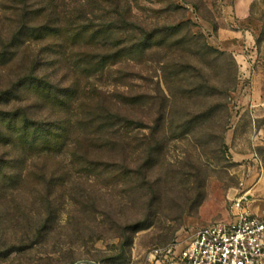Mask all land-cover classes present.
I'll use <instances>...</instances> for the list:
<instances>
[{"label": "rangeland", "instance_id": "1", "mask_svg": "<svg viewBox=\"0 0 264 264\" xmlns=\"http://www.w3.org/2000/svg\"><path fill=\"white\" fill-rule=\"evenodd\" d=\"M118 1L130 8L128 20L147 32L183 22L189 29L157 40L141 59L124 56L87 75L64 65L66 54L83 43L32 36L53 10L62 13L60 0H0V161L15 200L10 207L36 210L51 196L58 215L41 246L1 257L0 264H147L152 249L184 247L200 228L229 221L232 200L243 194H253L245 208L264 214V0ZM65 5L75 14L89 10L83 1ZM57 13L51 22L63 26ZM33 61L40 64L38 77L63 92L79 89L80 100L69 109L52 107L26 82L18 85ZM97 92L105 95L104 108L139 126L126 130L137 145L95 150L96 168H84L70 145L77 137L85 147L86 137L73 127L62 153H39L29 139H18L24 117L57 128L79 117L82 97ZM138 95L149 103L124 104ZM195 116L202 117L199 125L181 128ZM133 225L139 229L127 233L125 259L114 261L121 229Z\"/></svg>", "mask_w": 264, "mask_h": 264}, {"label": "trees", "instance_id": "2", "mask_svg": "<svg viewBox=\"0 0 264 264\" xmlns=\"http://www.w3.org/2000/svg\"><path fill=\"white\" fill-rule=\"evenodd\" d=\"M83 1L85 6L89 7L88 11L82 10L78 14L75 12H68L65 5V0H60L61 12L57 13L53 10L48 15L46 24L42 27H37L32 30V36L36 42L45 41L46 39L66 38L72 44L83 43L77 52L67 55L64 58V65L67 69L83 68V72L90 75L92 72H101L104 68L111 64L114 65L121 57H129L131 59H141L145 56L147 51L154 48L157 40H167L177 30H183L185 27L189 29L188 23H180L175 26L166 27L164 29H157V32H147L143 28H138L135 24L128 20L127 15H130V8L122 5L118 0H77ZM53 0H50L49 4ZM61 16L64 25L57 21L51 22L55 14ZM74 25L69 30L68 26ZM141 33L136 39L132 37L136 29ZM156 30V29H155ZM70 34V35H69ZM125 35L127 39L121 38ZM165 35V36H161ZM175 35V34H174ZM173 35V36H174ZM156 38V39H155ZM208 54L217 53L212 48H207ZM39 62L33 61L32 67L29 71V77L19 80V83L26 82L31 93L41 96L42 103L52 104V107L57 105L70 108L72 101L80 100L81 92L76 90L72 94L73 89L66 88L58 90L54 87L52 82L47 81L44 77H38ZM61 93H64L61 95ZM90 93L88 97L83 96L82 101H86L80 116L73 119H67L61 122L57 128L46 127L37 121H33L32 125L29 119L24 117L23 123L16 129L17 137L20 140L29 139L31 147L38 150L39 153H62L70 138V128L73 127L78 134L84 135L85 147L80 145L79 139L74 138V146L70 145L71 156L74 160H83L82 165L94 166L93 159L90 158L95 150L101 148L117 147L123 148L129 143L138 144V140L131 141L129 138L128 128L139 126L132 124V122L125 116L120 115L115 110L104 108L105 95ZM98 95V96H97ZM39 96V97H40ZM76 97V98H75ZM146 103L148 96H133L124 99V104L140 105L142 100ZM100 100V101H98ZM93 103L91 107L87 104ZM122 103V102H120ZM118 110V109H116ZM79 114V113H78ZM202 117L195 116L184 124L181 128L189 129L192 123L199 125ZM137 126V127H136ZM91 134L96 139L94 142ZM96 143L99 147L94 148L91 144ZM101 146V147H100ZM99 165V164H97ZM118 174V173H117ZM122 174V173H121ZM120 174V175H121ZM124 175V173L122 174ZM126 175V174H125ZM136 176H139V172ZM145 180V179H144ZM138 188H143L142 183ZM36 210H21L19 208H11L10 204H14L15 200L12 197L11 186L8 178V172L5 169V164L0 161V259L8 258L13 252L18 250H29L41 246V238L48 232L53 230L57 225L58 215L55 208V202L52 201L51 196L40 200ZM138 225L124 227L121 229V243L118 247V252L112 256L114 261H121L125 259L127 250L131 245V238L127 233L136 232ZM22 243H29L26 247L20 246ZM68 250H70L68 248ZM99 264L100 261H97Z\"/></svg>", "mask_w": 264, "mask_h": 264}, {"label": "built area", "instance_id": "3", "mask_svg": "<svg viewBox=\"0 0 264 264\" xmlns=\"http://www.w3.org/2000/svg\"><path fill=\"white\" fill-rule=\"evenodd\" d=\"M248 201L232 200L231 219L200 228L186 246L152 249L147 264H264V214L251 215Z\"/></svg>", "mask_w": 264, "mask_h": 264}, {"label": "crops", "instance_id": "4", "mask_svg": "<svg viewBox=\"0 0 264 264\" xmlns=\"http://www.w3.org/2000/svg\"><path fill=\"white\" fill-rule=\"evenodd\" d=\"M250 193H251V194H249L248 198H253V194H252V192H250ZM250 200H251V199H250ZM248 211H249V213H250L251 215H253V216H257V217H260V216H262V214H263V213L260 212L259 207H255V208H252V209L248 208Z\"/></svg>", "mask_w": 264, "mask_h": 264}, {"label": "water", "instance_id": "5", "mask_svg": "<svg viewBox=\"0 0 264 264\" xmlns=\"http://www.w3.org/2000/svg\"><path fill=\"white\" fill-rule=\"evenodd\" d=\"M77 264H97L95 262L85 261V262H79Z\"/></svg>", "mask_w": 264, "mask_h": 264}]
</instances>
